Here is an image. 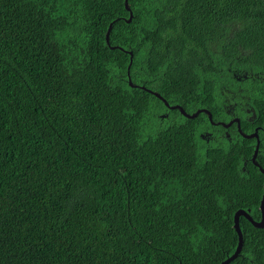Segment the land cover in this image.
<instances>
[{
    "label": "trees",
    "instance_id": "16d2710c",
    "mask_svg": "<svg viewBox=\"0 0 264 264\" xmlns=\"http://www.w3.org/2000/svg\"><path fill=\"white\" fill-rule=\"evenodd\" d=\"M123 2L0 0V264H221L260 219L254 141L162 99L264 126V0Z\"/></svg>",
    "mask_w": 264,
    "mask_h": 264
},
{
    "label": "rangeland",
    "instance_id": "374dc122",
    "mask_svg": "<svg viewBox=\"0 0 264 264\" xmlns=\"http://www.w3.org/2000/svg\"><path fill=\"white\" fill-rule=\"evenodd\" d=\"M125 1H126V4H125ZM124 4V9L128 12V11H130V8H129V5H128V2H127V0H124V2H123ZM131 20V16L130 17H128V19H126V21H130ZM111 27H112V23H109V25H108V28H110V30H111ZM108 28H107V31H106V34H105V39H106V42H108V37H109V32H110V30L108 31ZM111 50H120V51H122V48L121 47H119V46H110L109 45V42L106 44ZM116 54H117V52H115ZM127 54H129V64H128V66L126 67V75H127V78H128V85L129 86H131V87H134V85L132 84V82H131V77H130V66H131V64H132V58H133V55H132V53L130 52V51H128L127 52ZM112 60H114V58L112 59ZM131 85H130V84ZM153 94H155L157 97H159V99H162L158 94H156V93H154L153 92ZM230 95V94H229ZM163 101H164V103H165V105L167 106V107H169V111H173V110H176V111H178L179 112V114L183 117V118H185V119H195L199 114H205L206 116H207V119L209 120V118H208V115L206 114V113H204V112H200V113H198L195 117H190L191 115H193L196 111H199V110H204V111H206V112H209L208 110H206V109H197L196 111H194V112H192V113H188L187 111H185L182 107H180V106H177V105H174V106H170L164 99H162ZM236 102H235V100L234 101H232V102H229L227 105H226V107H225V109H227L230 105H232L233 107L236 105L235 104ZM210 113V112H209ZM249 113V112H248ZM211 114V113H210ZM229 114H231V116L233 117V118H236L235 120H233V121H230L231 122V124L232 123H235V125H237V129H238V131L240 132L242 129L240 128V124H241V122H240V119L238 118V117H236V116H234L232 113H229ZM161 115V117H166L167 115H162V114H160ZM254 117V115H252V118ZM209 122H210V124L211 125H213V126H221V127H224L225 129H227V127H225L224 125H228V124H230V122L229 123H225V122H213V120H212V116H211V121L209 120ZM215 123H217V124H215ZM169 124V122H166V123H164V125H168ZM230 124V125H231ZM229 125V126H230ZM210 130V129H209ZM205 132H207V130H203L202 132H200L202 135H204L205 136ZM212 136H214V133H217V131H208ZM243 132V134H241L240 135V137L238 136V138H241V139H245L246 141H249V142H251V140L252 141H254V148H253V152H252V155H253V153H254V149H255V146H256V144H257V141H258V152H257V155H256V158H255V161L253 162L252 161V155H251V157H250V161L253 163V165L257 168V170L262 174V175H264V172L262 171L263 169H264V166H262V164H260V163H258V161H257V158L258 157H264V149H261V146H263L264 145V137L263 136H259L258 135V131L257 130H255L254 132H253V134L251 133V134H248V133H246V132H244V131H242ZM252 135V137H249V136H251ZM253 135H256L257 137H254ZM223 136H226V137H228V135L226 134V133H223ZM225 137V138H226ZM234 137V136H233ZM236 137V136H235ZM257 161V162H256ZM244 165H245V163H244ZM263 189H264V186H263ZM262 195H263V193H262ZM261 199H262V197H261ZM260 202H261V200H260ZM259 207H260V204H259ZM259 210H260V208H259ZM248 216H250L248 213H246ZM240 217H243V218H245L244 216H239V217H237V219L239 220V218ZM235 219V218H234ZM234 219H233V228H234ZM246 219V218H245ZM247 220V219H246ZM261 220V211H260V219L258 220V221H260ZM239 227H240V220H239ZM234 230H235V228H234ZM240 230H241V227H240ZM236 231V230H235ZM238 244V243H237ZM237 248V247H236ZM236 250V249H235Z\"/></svg>",
    "mask_w": 264,
    "mask_h": 264
},
{
    "label": "water",
    "instance_id": "95a60500",
    "mask_svg": "<svg viewBox=\"0 0 264 264\" xmlns=\"http://www.w3.org/2000/svg\"><path fill=\"white\" fill-rule=\"evenodd\" d=\"M125 4H126V1H125ZM110 30V28H108V31ZM130 84V83H129ZM131 85V84H130ZM200 112H204L208 115V118L209 120L211 121V114L209 112H206L204 110H199V111H196L193 115H191L190 117H195L198 113ZM231 124V122H230ZM230 124L228 125H224L225 127L229 126ZM254 137H257L256 135H253ZM249 137H252L249 136ZM257 152H258V141H257V144L255 146V149H254V153L252 155V161L254 162L255 161V158H256V155H257ZM264 172V169L262 170ZM260 211H261V220L260 221H254L250 216H248L246 213L242 212V211H239L237 213V216L241 215V216H244L253 226L255 227H263L264 226V189H263V195H262V199H261V202H260ZM234 228L237 232V237H238V244H237V248L235 250V252L229 256L228 258H226L224 261L221 262V264H229L231 261H233L237 255L241 252L242 250V246H243V235H242V232L240 230V227H239V220L237 219V217H235L234 219Z\"/></svg>",
    "mask_w": 264,
    "mask_h": 264
},
{
    "label": "flooded vegetation",
    "instance_id": "af4514ba",
    "mask_svg": "<svg viewBox=\"0 0 264 264\" xmlns=\"http://www.w3.org/2000/svg\"><path fill=\"white\" fill-rule=\"evenodd\" d=\"M236 104V103H235ZM233 109V106L232 105H230L227 109H226V111H227V115H228V120L225 122V123H229L230 121H233V120H235L236 118H233L232 116H231V114H228V113H231V110ZM245 112H246V109H243ZM252 118H248V120H251ZM248 120H247V123L246 122H242L241 124H240V128L242 129L240 132L238 131V129H237V125H235V123H232L230 126H227V129H225L224 130V133H226L227 135H228V137H226V136H224V137H226L229 141H231L232 139H233V136L235 137V136H239L240 137V135L241 134H243V132L242 131H244V132H246V133H248V134H253V132L255 131V130H257L258 131V135L259 136H263L264 137V126H262V125H257L256 124V126L254 125V127H253V130L252 131H250V132H247L248 131V129H246L247 127H249V124H248ZM215 124H217V123H215ZM205 136H208V137H212V135L207 131V132H205ZM242 136V135H241ZM208 141V140H207ZM261 158V157H260ZM260 162H262V161H260ZM262 166H264V161L262 162Z\"/></svg>",
    "mask_w": 264,
    "mask_h": 264
}]
</instances>
